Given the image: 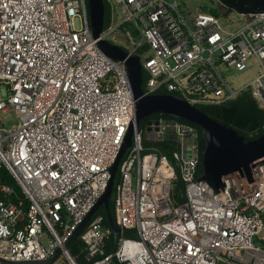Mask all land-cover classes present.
<instances>
[{
    "label": "built area",
    "instance_id": "obj_1",
    "mask_svg": "<svg viewBox=\"0 0 264 264\" xmlns=\"http://www.w3.org/2000/svg\"><path fill=\"white\" fill-rule=\"evenodd\" d=\"M105 2L101 39L125 32L127 51L145 59L146 93L200 106L249 90L264 109V13L228 18L186 12L179 0ZM255 65L259 74L242 87L225 73ZM149 122L137 125L128 68L97 46L87 0H0V169L23 192L0 178V264H42L59 249L51 264H80L69 242L106 192L132 124L115 202L121 236L109 251L114 230L97 211L79 233L89 263L264 264V164L251 183L240 171L226 175L216 194L196 181L199 129Z\"/></svg>",
    "mask_w": 264,
    "mask_h": 264
},
{
    "label": "water",
    "instance_id": "obj_2",
    "mask_svg": "<svg viewBox=\"0 0 264 264\" xmlns=\"http://www.w3.org/2000/svg\"><path fill=\"white\" fill-rule=\"evenodd\" d=\"M90 12L91 27L97 46L114 60L122 61L128 68L136 106V120L139 126L142 120L154 113H165L184 121L201 126L205 132L207 148L205 150L203 165L205 172L196 181L205 180L217 194L224 190L226 183L224 177L230 173L240 171L242 177L245 173L249 182L255 181L253 168L264 164V135L256 140L246 141L238 132L212 118L198 106L192 105L186 99L172 93L148 94L144 90L143 63L139 55H131L125 48L102 38L105 30L106 2L105 0H87ZM223 6L234 10L241 15L264 13V0H218ZM150 124V122H149ZM135 126L131 125L125 144L120 155L112 167V178L109 186L96 206L86 217L84 223L75 233L77 237L91 217L105 206L109 211L111 197L114 192L117 174L121 162L127 151L134 144ZM109 221L117 236L120 228L117 226L114 215L109 211ZM44 261L42 264H51L60 253Z\"/></svg>",
    "mask_w": 264,
    "mask_h": 264
},
{
    "label": "trees",
    "instance_id": "obj_3",
    "mask_svg": "<svg viewBox=\"0 0 264 264\" xmlns=\"http://www.w3.org/2000/svg\"><path fill=\"white\" fill-rule=\"evenodd\" d=\"M218 4L221 7L204 6L202 10L212 13L218 17H228L229 18L231 15L237 16L238 18L243 17V15L235 12L234 10L223 6L220 2ZM109 21H110V9L107 4L106 5V17H105V29L108 28ZM138 55L141 56L142 63H144L145 59L142 56L141 52H139ZM143 76H144V86L143 87L145 88V83L149 78V74L145 70V68H143ZM162 93H167V92L162 91ZM198 107L202 109L204 112H206L208 115H210L212 118L219 121L220 123L235 129L239 135L244 137L246 141L256 140V139L261 138L264 135V109L259 106L258 102L253 98L249 90L243 91L235 99L227 103H224L221 105H200ZM160 117L173 118V119H177L180 121H184L182 119L176 118L169 114L154 113L150 115L149 117H147L146 119L142 120V122L140 123V127L144 128L146 127L147 123L150 120L160 118ZM194 125L199 129V132H200L201 147H200L199 171H200V175H203L205 172V167L202 161L204 158L205 150L207 148V140H206L205 132L203 128L197 124H194ZM158 145L162 147L169 156H171V154L168 152L167 142H161ZM128 153H126L123 160L126 158ZM0 178L4 182L10 185H13L16 188L17 194L23 197V192H22L20 185L17 183V181L14 179V177L9 173L7 169H0ZM120 182H121V170H119L117 174L116 184H115L113 195L111 197L110 207H109V211L114 215L115 219H116V214H115L116 193L120 185ZM184 188H185L184 183L182 182V180H180V182L176 186V194H175V197L179 203H182L185 201ZM109 211L106 209L105 206H102L98 210V213L103 214L105 216V221L107 225L110 224ZM116 223L117 225H119V223L117 222V219H116ZM126 234L130 236L132 235V232L127 231ZM120 236L121 235L112 236V241L110 242L108 246L109 251H113L115 249L116 247L115 245L117 244ZM68 246L71 249L72 253L75 256H77V260L79 261L80 264H90L87 259V255L84 253H81V250L83 249V244L81 242L80 235L73 238L69 242Z\"/></svg>",
    "mask_w": 264,
    "mask_h": 264
},
{
    "label": "rangeland",
    "instance_id": "obj_4",
    "mask_svg": "<svg viewBox=\"0 0 264 264\" xmlns=\"http://www.w3.org/2000/svg\"><path fill=\"white\" fill-rule=\"evenodd\" d=\"M183 10L186 12H197L198 10H202L204 6H212V7H221L217 0H179ZM223 9V8H222ZM224 11V10H223ZM82 26V21L80 17H76L74 19V27L76 29H80ZM115 38H111V42L114 44H117L126 50L130 49L131 43L127 36L125 35V32L119 31L115 33ZM260 72V68L256 67V65L249 70H246L244 72L237 73L233 70H225V73L230 80V82L235 87H242L245 84L249 83L251 80H253ZM5 121L9 126L15 125V118L14 116L9 113L4 115ZM2 124L0 123V126Z\"/></svg>",
    "mask_w": 264,
    "mask_h": 264
}]
</instances>
